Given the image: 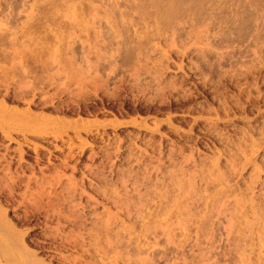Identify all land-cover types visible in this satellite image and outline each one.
Here are the masks:
<instances>
[{
	"label": "rangeland",
	"instance_id": "obj_1",
	"mask_svg": "<svg viewBox=\"0 0 264 264\" xmlns=\"http://www.w3.org/2000/svg\"><path fill=\"white\" fill-rule=\"evenodd\" d=\"M0 103V264H264V0H0Z\"/></svg>",
	"mask_w": 264,
	"mask_h": 264
},
{
	"label": "bare ground",
	"instance_id": "obj_2",
	"mask_svg": "<svg viewBox=\"0 0 264 264\" xmlns=\"http://www.w3.org/2000/svg\"><path fill=\"white\" fill-rule=\"evenodd\" d=\"M41 100H43V99H41ZM32 101H34V100L32 99ZM4 102H5V101H3V103H4ZM0 104H1V103H0ZM1 105H2V104H1ZM2 107L4 108V104L2 105ZM12 107H13V106H12ZM15 107H16V106H15ZM3 108H1L0 110L2 111ZM6 108H7V105H6ZM6 108H4V109H6ZM8 108H9V107H8ZM22 108H23V107H22ZM9 109H10V108H9ZM9 109H8V111H11L10 114H11L12 112H14V114H13V113H12V114L15 115V116H16V114H18V112L20 111V110H19V111L17 110V113L15 114L16 111H14V109H11V110H9ZM6 110H7V109H6ZM23 110H24V109H23ZM23 110H22L21 112H22V115H24V116H28V115H31V116H28V117H32L33 115H34V117L36 116V115H35L36 113L33 114V113L31 112V109L29 110V108H28V109L25 108V111H23ZM1 111H0V112H1ZM5 113H6V112H5ZM3 114H4V113H3ZM6 114H8V113H6ZM10 114H9V115H10ZM19 114H21V113H19ZM44 114H45V113H44ZM1 116H2V115H1ZM24 116H23V117H24ZM2 117H3V116H2ZM4 117H6V115H5ZM11 117H12V115H11ZM23 117H21V119H22ZM42 117H43V116H42ZM32 118H33V117H32ZM52 118H53V117H52ZM21 119H20V121H21ZM26 119H27V118H26ZM28 119H29V118H28ZM33 119H34V118H33ZM35 119H36V117H35ZM41 119H42V118H41ZM30 120H32V119H30ZM52 120H53V119H52ZM52 120H51V121H52ZM57 120H58V119H57ZM62 120H63V119H62ZM10 122H11V121H10ZM34 122H35V121H34ZM54 122H55V120H54ZM19 123H20V122H19ZM51 123H53V122H51ZM22 125H23V124H22ZM33 130H34V129H33ZM34 131H35V130H34ZM35 132H36V131H35ZM41 132H42V131H41ZM27 133H28V132H27ZM42 133H43V132H42ZM24 134H25V133H24ZM32 134H33V133H32ZM7 135H8V134H7ZM12 139H13V138H12ZM0 221H1V220H0ZM9 236H10V235H9ZM10 238H11V236H10Z\"/></svg>",
	"mask_w": 264,
	"mask_h": 264
}]
</instances>
